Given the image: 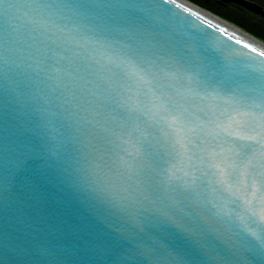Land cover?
Instances as JSON below:
<instances>
[{
    "label": "water",
    "instance_id": "obj_1",
    "mask_svg": "<svg viewBox=\"0 0 264 264\" xmlns=\"http://www.w3.org/2000/svg\"><path fill=\"white\" fill-rule=\"evenodd\" d=\"M0 264H264V53L174 0H0Z\"/></svg>",
    "mask_w": 264,
    "mask_h": 264
},
{
    "label": "trees",
    "instance_id": "obj_2",
    "mask_svg": "<svg viewBox=\"0 0 264 264\" xmlns=\"http://www.w3.org/2000/svg\"><path fill=\"white\" fill-rule=\"evenodd\" d=\"M264 41V0H189Z\"/></svg>",
    "mask_w": 264,
    "mask_h": 264
},
{
    "label": "bare ground",
    "instance_id": "obj_3",
    "mask_svg": "<svg viewBox=\"0 0 264 264\" xmlns=\"http://www.w3.org/2000/svg\"><path fill=\"white\" fill-rule=\"evenodd\" d=\"M178 2L179 4L187 7L188 9L192 10V12H201L202 11V17L211 22L212 24L216 25L217 27H220L238 38L242 39L243 41L249 42L252 46L255 48H258L264 53V41L260 40L259 38L255 37L254 35L250 34L246 30L236 26L235 24L211 13L210 11L198 6L195 3H192L189 0H174Z\"/></svg>",
    "mask_w": 264,
    "mask_h": 264
}]
</instances>
